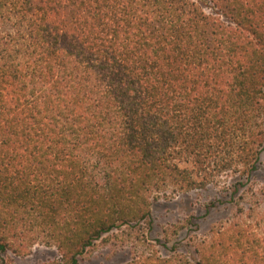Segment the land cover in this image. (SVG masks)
Masks as SVG:
<instances>
[{
    "label": "trees",
    "instance_id": "1",
    "mask_svg": "<svg viewBox=\"0 0 264 264\" xmlns=\"http://www.w3.org/2000/svg\"><path fill=\"white\" fill-rule=\"evenodd\" d=\"M208 3L0 0V264H264V0ZM208 188L157 248L153 203Z\"/></svg>",
    "mask_w": 264,
    "mask_h": 264
},
{
    "label": "rangeland",
    "instance_id": "2",
    "mask_svg": "<svg viewBox=\"0 0 264 264\" xmlns=\"http://www.w3.org/2000/svg\"><path fill=\"white\" fill-rule=\"evenodd\" d=\"M203 8L210 12L208 0H197ZM257 180L263 181L264 176V151L261 155ZM214 195V190L208 188L192 191L188 194H181L176 197H160L152 205L153 229L150 234L151 242L157 248L163 249L160 244L166 243L172 246L173 243H185L193 235H202L209 230L212 223L221 217V213L212 210L207 213L205 204ZM191 216L196 224L184 227L178 235L174 230ZM57 250L54 247L37 245L32 253L26 257L14 259V264H45L56 260ZM131 257L128 249H115L114 247H102L88 255L80 264H126Z\"/></svg>",
    "mask_w": 264,
    "mask_h": 264
}]
</instances>
